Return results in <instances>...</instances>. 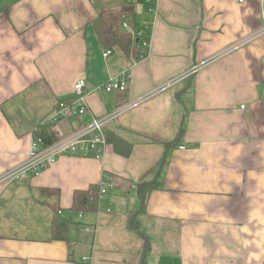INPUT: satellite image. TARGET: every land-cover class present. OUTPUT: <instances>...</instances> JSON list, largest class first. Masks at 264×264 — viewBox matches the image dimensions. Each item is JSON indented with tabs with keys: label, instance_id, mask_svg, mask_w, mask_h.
Returning <instances> with one entry per match:
<instances>
[{
	"label": "crops",
	"instance_id": "obj_1",
	"mask_svg": "<svg viewBox=\"0 0 264 264\" xmlns=\"http://www.w3.org/2000/svg\"><path fill=\"white\" fill-rule=\"evenodd\" d=\"M263 8L264 0H157L155 9L145 0H0V175L26 159L34 130L76 96L78 80L88 112L54 123L53 136L135 103L108 123L102 159L64 155L0 182V264H142L144 235L143 264H264V37L247 40ZM110 13L122 30L146 22L147 45L134 35L130 54L104 47L93 20ZM114 76L126 90L97 89ZM107 177L113 188L95 211L72 209L77 191ZM151 181L158 187L136 217ZM55 209L73 219L70 242L53 239Z\"/></svg>",
	"mask_w": 264,
	"mask_h": 264
},
{
	"label": "built area",
	"instance_id": "obj_2",
	"mask_svg": "<svg viewBox=\"0 0 264 264\" xmlns=\"http://www.w3.org/2000/svg\"><path fill=\"white\" fill-rule=\"evenodd\" d=\"M145 1L150 4L151 9H155L157 0ZM262 15L264 19V8L262 10ZM123 26L128 32L137 36L144 46L147 45L148 42L146 40H142L143 35L145 34V29L148 28V24L146 22L143 24V27L138 30L134 25L127 22H124ZM258 37H264V23L258 30L249 35L247 40H253ZM109 53L110 50H106L104 55H108ZM199 67V65L193 67L183 76L187 77L192 75ZM178 80L179 79L169 80L161 85L159 89L169 88L176 84ZM126 88L127 81L121 77L114 76L110 77L104 85L99 86L97 89H102L110 93L114 91H124ZM74 89L76 96L70 99L60 100L53 113L42 122L41 126L51 127L62 118L71 117L73 115H83L88 112V105L83 97L86 91V80L83 78L78 80L75 83ZM134 104L135 103H128L108 114L93 117L89 124L80 127L71 134L63 136L50 144L44 143L43 138L37 134V128L34 130L31 148L26 159L14 166L10 171L3 173L2 176H0V182L25 179L28 175H37L64 155L102 159L108 145L106 136V127L108 123L117 119L124 111L132 107ZM113 185L112 179L107 177L100 185L99 198L103 199L108 191L113 188Z\"/></svg>",
	"mask_w": 264,
	"mask_h": 264
},
{
	"label": "trees",
	"instance_id": "obj_3",
	"mask_svg": "<svg viewBox=\"0 0 264 264\" xmlns=\"http://www.w3.org/2000/svg\"><path fill=\"white\" fill-rule=\"evenodd\" d=\"M121 21V15L115 13L99 14V16L93 20L98 33L99 41L104 47L118 48L119 50L130 54L132 53L133 47L136 45V43L140 41H137V38H135L131 32L124 31L120 28ZM48 128L49 127L40 126L37 132V134L43 138L45 144H50L59 139L58 137L53 136L52 132L49 131ZM111 140L114 141L116 146L118 145L117 140H113L112 138ZM127 149L128 151H125V154H129L131 147H128ZM157 187L158 184L155 181L141 185L139 189L141 208L136 214L133 215L137 217L138 214H141L145 211L148 202V196L150 192ZM99 190L100 187H92L88 191H77L74 196L72 209L77 212L95 211L98 207L100 199ZM60 213L61 212L58 209H55V217L52 223L53 239H60L70 242L72 239L70 230L71 225L73 224V219L68 216H63ZM144 237H146V251L144 252L143 263H145L147 259L151 243V238L149 236L144 235Z\"/></svg>",
	"mask_w": 264,
	"mask_h": 264
},
{
	"label": "rangeland",
	"instance_id": "obj_4",
	"mask_svg": "<svg viewBox=\"0 0 264 264\" xmlns=\"http://www.w3.org/2000/svg\"><path fill=\"white\" fill-rule=\"evenodd\" d=\"M124 31H126V30H124ZM11 169H12V168H11ZM11 169H8L7 172L10 171ZM0 176H2V175H0ZM1 183H2V182H1ZM86 228L89 229V227H86Z\"/></svg>",
	"mask_w": 264,
	"mask_h": 264
}]
</instances>
